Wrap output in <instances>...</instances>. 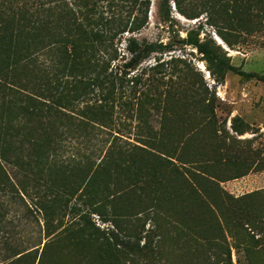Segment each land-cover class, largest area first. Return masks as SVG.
Instances as JSON below:
<instances>
[{
    "label": "rangeland",
    "instance_id": "374dc122",
    "mask_svg": "<svg viewBox=\"0 0 264 264\" xmlns=\"http://www.w3.org/2000/svg\"><path fill=\"white\" fill-rule=\"evenodd\" d=\"M145 1L147 21L111 66L131 57L127 38L153 44L129 71L138 92L108 101L91 144L63 142L97 152L69 160L89 187L58 194L48 238L44 187L0 192V264L32 250L37 264L45 242L51 264H264V0Z\"/></svg>",
    "mask_w": 264,
    "mask_h": 264
},
{
    "label": "trees",
    "instance_id": "16d2710c",
    "mask_svg": "<svg viewBox=\"0 0 264 264\" xmlns=\"http://www.w3.org/2000/svg\"><path fill=\"white\" fill-rule=\"evenodd\" d=\"M163 1L170 9L169 0ZM146 4L145 0H0V192L23 199L44 187L48 194L35 207L43 215L45 238L51 235L58 194L89 187L84 184L89 171L69 160L97 154H81L82 148L63 142L70 137L91 144L92 134L106 131L108 101L129 106L132 100L126 92L130 96L138 92L141 80L128 77L129 71L155 51L153 44L142 46L135 37L127 38L131 57L121 58L125 62L116 73L111 66L118 60L116 45L123 35L138 32L147 21ZM188 43L207 55L205 44ZM110 78L114 84L105 93ZM92 95L100 96L95 104L90 103ZM66 151L70 156H64ZM72 218L74 225L77 219ZM81 228L78 233H83ZM109 235L120 244L113 231ZM43 247L37 264L48 258V243ZM25 252L16 253L11 264H35L33 250ZM45 264L51 263L47 259Z\"/></svg>",
    "mask_w": 264,
    "mask_h": 264
},
{
    "label": "bare ground",
    "instance_id": "6f19581e",
    "mask_svg": "<svg viewBox=\"0 0 264 264\" xmlns=\"http://www.w3.org/2000/svg\"><path fill=\"white\" fill-rule=\"evenodd\" d=\"M217 39H218V41H219L221 44H223L222 41H221L219 38H217ZM224 46H225V45H224ZM225 47H226V46H225ZM227 48H228V47H227ZM230 52H232V51H230Z\"/></svg>",
    "mask_w": 264,
    "mask_h": 264
},
{
    "label": "water",
    "instance_id": "95a60500",
    "mask_svg": "<svg viewBox=\"0 0 264 264\" xmlns=\"http://www.w3.org/2000/svg\"><path fill=\"white\" fill-rule=\"evenodd\" d=\"M184 43H185V41H184Z\"/></svg>",
    "mask_w": 264,
    "mask_h": 264
}]
</instances>
